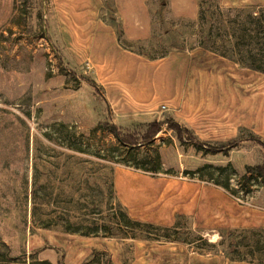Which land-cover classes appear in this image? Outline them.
Segmentation results:
<instances>
[{"label":"rangeland","instance_id":"obj_1","mask_svg":"<svg viewBox=\"0 0 264 264\" xmlns=\"http://www.w3.org/2000/svg\"><path fill=\"white\" fill-rule=\"evenodd\" d=\"M80 1L0 0V264H264V179L246 168L264 166V106L258 134L205 148L177 139L175 124L189 128L163 105L112 106L90 54L107 41L98 48L78 28ZM183 2L146 0L123 22L114 0H92L89 23L147 60L209 33L215 55L264 64V0ZM118 203L170 229L94 236Z\"/></svg>","mask_w":264,"mask_h":264},{"label":"crops","instance_id":"obj_2","mask_svg":"<svg viewBox=\"0 0 264 264\" xmlns=\"http://www.w3.org/2000/svg\"><path fill=\"white\" fill-rule=\"evenodd\" d=\"M91 1L77 3L81 9L78 28L91 32V42L98 48L107 41V49L90 54L99 66L98 78L109 91L106 100L112 106V100L133 110L141 107L152 111L163 105L202 140H228L242 128L258 134L264 84L261 85L257 71L240 67L200 47L171 52L156 60L144 59L119 48L109 27L99 24L92 27ZM145 1L114 0L123 22L131 18L133 10H145ZM182 1L186 6L191 1L194 10V0Z\"/></svg>","mask_w":264,"mask_h":264},{"label":"trees","instance_id":"obj_3","mask_svg":"<svg viewBox=\"0 0 264 264\" xmlns=\"http://www.w3.org/2000/svg\"><path fill=\"white\" fill-rule=\"evenodd\" d=\"M259 18H261L260 20V29L258 31L257 34H261V37L259 38L260 40H262V44H264V21H262V17L263 15L260 14V12H258L256 14ZM204 13L202 14V16L200 17L199 20H203L204 21ZM112 24V23H111ZM208 39H207V43H201L200 48H203L205 50L214 52L212 49V40H210L209 37V33H208ZM223 40V39H222ZM217 53V52H215ZM219 56L227 58L235 63H237L240 67H244L250 70H254L260 73L264 74V64H256L254 61V58H256L254 55H248V60L246 63L240 64V62L233 60L231 57H228L226 54L224 53H217ZM103 129H105L102 125H100ZM175 127V131H176V136L177 139L181 142H189L191 143L194 147L196 148H205L207 145H209V143L207 141H204L200 138H198L191 129H187L185 127H180L178 124L174 125ZM109 130L110 133H112L118 141H120L123 146L126 147H130V148H134L136 147L134 142L128 141L125 138L120 137V133L118 132V130L116 129V127L114 125L109 126ZM241 131H248L247 129H239V132ZM252 134V138L260 141L259 137ZM236 138V137H235ZM146 142H148L147 144H149L150 141V137L146 136L145 137ZM234 140V139H232ZM248 171H250V173L256 174L257 176H259L260 178L264 179V166L263 165H255V166H247L246 167ZM110 194L113 196L114 191L110 192ZM117 212L114 211V213H111V220L109 221H104L103 218L101 221H104L106 223H100L98 225L95 226L96 231L95 233H92L94 236H98V231L106 234V236H117L119 238H129V239H138V238H146V239H150L149 234L150 231H148L145 228H153V229H157V230H164L167 231L170 228L168 227H163V226H158V225H154L151 222H142L138 219H134L132 217L129 216V214L125 211V209L123 208V206L121 204L118 203L117 206ZM109 216V215H108ZM108 216H104V217H108ZM102 218V217H101ZM230 232V231H229ZM231 235V233H229ZM82 235H87L86 233H82ZM105 236V235H104ZM166 238H169L168 235H163ZM94 254V253H92Z\"/></svg>","mask_w":264,"mask_h":264}]
</instances>
